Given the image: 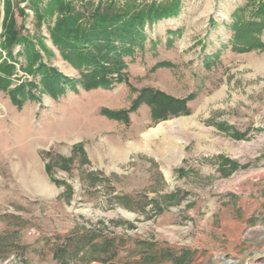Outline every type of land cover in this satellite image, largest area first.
Returning <instances> with one entry per match:
<instances>
[{
	"label": "rangeland",
	"instance_id": "rangeland-1",
	"mask_svg": "<svg viewBox=\"0 0 264 264\" xmlns=\"http://www.w3.org/2000/svg\"><path fill=\"white\" fill-rule=\"evenodd\" d=\"M12 1L40 62L79 77L52 42L56 15L40 25L26 0ZM243 3L182 0L178 16L147 27L145 48L126 58V81L53 93L39 62L24 70V45L14 60L1 47L0 0V264H61L57 245L70 264H174L162 255L184 250L188 264H264V49L230 44L231 14ZM160 61L169 65L154 68ZM28 82L37 86L30 96L14 93ZM146 87L186 99L190 112L156 121L143 103L129 121L102 114L128 110ZM177 118L189 125L169 123ZM113 140L130 145L120 158L109 153ZM86 240L118 254L95 261L101 251Z\"/></svg>",
	"mask_w": 264,
	"mask_h": 264
},
{
	"label": "trees",
	"instance_id": "trees-1",
	"mask_svg": "<svg viewBox=\"0 0 264 264\" xmlns=\"http://www.w3.org/2000/svg\"><path fill=\"white\" fill-rule=\"evenodd\" d=\"M26 1L40 25L43 19L56 15L53 25L49 27L52 42L62 56L78 69L79 77H68L56 68L40 62L41 54L36 49L35 39L22 35V27L18 25L15 3L12 0H5L2 35L4 40L1 47L7 51L9 60H14L15 45H24L29 63L24 70L32 72L34 64L39 62L37 71L53 93H64L68 86H80L84 89L109 88L126 81V58L133 59L137 50L145 48L149 40L147 27L162 19L176 17L182 10V0H129L124 5L116 0H100L98 3L87 0H46L44 7H41L44 0ZM18 10L25 15L24 8L18 7ZM229 28L232 32L230 44L234 50L247 52L264 49V0H244V3L232 12ZM38 43L44 49L47 48L43 39L38 40ZM166 65H169V62L160 61L154 68ZM13 68L14 65L10 62L4 64L7 74H10ZM36 87L35 82L21 83L14 93L30 96L31 89ZM143 103L152 107V115L156 121L190 112L186 99L174 98L150 87L140 91L128 110L104 108L101 112L112 119L129 121V112L136 110ZM220 159L224 164L228 162L223 157ZM63 161V167L68 169L71 160ZM47 169L51 170L50 165H47ZM86 242L92 254L99 250L101 256L103 255L94 256L95 261L105 263L113 260L118 254L111 243L95 245L92 240ZM57 246L53 253L54 258L61 264H70L65 249ZM80 250L79 246L75 251L76 255ZM162 256L169 257L174 264H188L192 259L187 250L182 251L180 255L164 253Z\"/></svg>",
	"mask_w": 264,
	"mask_h": 264
},
{
	"label": "bare ground",
	"instance_id": "bare-ground-1",
	"mask_svg": "<svg viewBox=\"0 0 264 264\" xmlns=\"http://www.w3.org/2000/svg\"><path fill=\"white\" fill-rule=\"evenodd\" d=\"M169 123L170 124L180 123L181 125H183V127H187L189 125L188 118H177L175 120L170 121ZM164 125L165 124H160L159 128L163 127ZM108 145H109L108 146L109 153L114 158L122 157L124 153L126 152L127 148H130V145L125 144L123 141H119V140H113ZM138 146H140L139 143H138Z\"/></svg>",
	"mask_w": 264,
	"mask_h": 264
}]
</instances>
